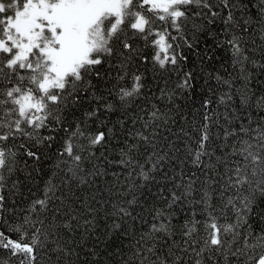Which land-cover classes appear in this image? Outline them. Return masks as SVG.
I'll return each instance as SVG.
<instances>
[{
    "label": "snow or ice",
    "instance_id": "snow-or-ice-1",
    "mask_svg": "<svg viewBox=\"0 0 264 264\" xmlns=\"http://www.w3.org/2000/svg\"><path fill=\"white\" fill-rule=\"evenodd\" d=\"M221 6L227 10L225 25L248 31L251 25L259 24L264 39V0H256L254 8L253 0H219V3L216 0H0V252L7 254L0 264H61L62 257L72 254L66 245L61 246L59 230L62 226L72 231L73 225L70 221L57 223L60 209L51 205L55 200L63 201L56 195L58 186L51 181L43 197L32 201L33 215L16 222L5 217V212L11 211L6 207L4 195L5 173L11 174L15 169L17 142L26 156L38 161L41 149L51 148L56 140L53 133L62 130L61 162L69 173L77 174L87 159L84 153L94 157L93 149L106 144L114 135L112 128L107 132L89 131L88 121H99L98 127L103 126L101 110L114 112L128 107L129 101L142 95L143 74L138 70L129 74V66L136 61L148 63L144 49L151 48L154 67L179 69L181 62L189 57L181 51L178 39L183 40L187 49L194 47L184 35L187 22L200 18L214 23L220 17ZM236 12L244 14L242 22L236 20ZM192 27L198 26L193 23ZM225 43L231 50L233 66L241 65L240 71L244 73L243 65L250 60L243 46L244 38L231 32V38L218 41V46ZM105 65L119 67L122 73L116 76L117 84L108 89L109 96L114 94V102L97 95L93 84V78H103L100 68ZM129 75L130 83L123 85L121 82ZM242 78L245 91L240 95V103L248 106L252 99L247 89L248 76ZM194 79L191 71H185L177 87L194 92ZM215 79L231 90V79L218 74ZM219 99L227 104L233 99L231 91ZM91 101L104 103L86 111L83 120L70 121L69 117L75 115L79 106ZM256 103L264 106V96ZM211 104V99L203 100L201 107L205 111L203 123L197 129L196 146L187 145L191 163L203 174V179L196 171L185 179L182 171L180 182L174 183L167 195L163 188L159 189V199L164 203L153 208L148 230L135 241V264H187L185 257L194 260V264H204L206 254L208 260L218 264L214 261L215 253H221L225 261L230 253L233 257L242 255L244 264H264V230L254 233L249 223L258 196L264 197V117L253 127L251 119L245 124L235 111H226L223 119L227 125L233 120L239 123L224 128L223 147L227 151L217 156L214 150H209V145L213 137L211 129L219 124L220 115L211 109ZM141 112L143 115L135 116L132 123L139 121L142 130L128 132L136 142L126 143L116 163L128 169V179L135 174L137 179L148 182L155 179L153 173L163 171L162 162L168 159V153L158 148L160 121L163 119L166 124L167 118L155 105L150 111L141 109ZM119 123L123 128L125 121ZM42 130L49 134H42ZM215 136L221 138L219 133ZM141 145L146 153L143 162L136 158ZM165 178L176 180L166 173ZM142 187L143 184L130 183L127 192L133 193L132 198L125 202L126 206L114 205L113 215L135 221L137 217L130 209L139 200L135 190ZM214 199H219L223 207L218 208ZM185 205L187 218L180 225L181 239L177 241L174 221ZM229 207L235 214V222L222 223L224 210ZM91 223L85 221L86 225ZM113 228L119 229L121 224L115 223ZM242 235V245L231 250L229 245H235ZM161 247L166 248L163 255Z\"/></svg>",
    "mask_w": 264,
    "mask_h": 264
},
{
    "label": "trees",
    "instance_id": "trees-1",
    "mask_svg": "<svg viewBox=\"0 0 264 264\" xmlns=\"http://www.w3.org/2000/svg\"><path fill=\"white\" fill-rule=\"evenodd\" d=\"M216 3H219V0H216ZM255 3L256 0H253V8ZM218 10L220 17L214 23L209 24L207 19L200 18L187 22L184 35L189 42L194 44V47L189 50L184 46L183 40L178 39L181 51L189 57L188 61L181 62L179 69L163 70L158 66L154 67L151 62V48L144 49V54L149 56L148 63L136 61L129 66V74L137 70L143 74L145 88L142 90V95L129 101L130 106L128 107H121L114 112L101 110L100 116L105 121L103 126L98 127L99 121H88L89 131L107 132L108 128H112L114 135L108 138L106 144L93 149L94 157H88V153H84L87 159L77 174L69 173L67 167L61 162L63 158L59 156V150L64 137L62 130L53 133L56 135V140L51 148L41 149V158L38 161L26 156L17 142L14 148L17 152L15 169L11 174L5 173L4 195L6 207L11 210L5 212V217L9 222H16L24 216L33 215L30 211L32 201L43 197L49 181L56 184L59 188L56 195L63 201L58 199L51 205L52 208L60 209L57 223L62 225L70 221L73 225L72 231L62 226L59 230L61 246L66 245L72 253L62 257L61 264H124L125 261L135 264L136 258L133 257L135 241L139 239L142 232L148 230L152 222L153 208L161 207L164 203L159 199V189L163 188L164 195H167L169 190L173 189V184L180 182L182 171L185 179L193 171H196L197 175L203 179V174L191 163L187 145L193 148L196 146L195 141L199 137L197 129L203 123L205 110L201 105L204 99H211V109L220 115L219 124L213 125L211 129L213 137L209 145V150H214L217 156L227 151L223 147L225 144L224 128L236 127L239 123L233 120L231 125H227L223 119L226 111L228 113L235 111L245 124L251 119L253 127L264 117V106H258L256 103L261 96H264V67L260 66L264 65V39H261L260 25L254 24L249 27L248 31H241L239 27L225 25L227 10L222 6ZM235 17L238 22H242L244 14L236 12ZM193 23L198 26L196 29L192 27ZM229 28L230 31H227ZM170 31L173 35H177L174 30L170 29ZM231 32L244 38L243 46L250 57V60L243 65L244 73L240 71L241 65L233 66V56L229 46L226 43L218 46V41L231 38ZM137 43L143 46L142 42ZM252 61L256 62L255 65ZM112 63L116 64L117 61ZM100 71L104 74L103 78H93L96 94L107 97L109 102H114V94L109 96L108 89L117 84L116 76L122 74L121 70L119 67L109 68L105 65L100 68ZM185 71H191L194 74L196 85L194 92H185L177 87ZM217 74L232 80L231 90L228 86L217 82L215 79ZM245 74L248 76L247 89L252 96L248 106H242L240 103V95L245 91V81L242 78ZM121 83L129 84L130 75ZM229 91L233 99L227 104L220 103V96ZM103 103V101L99 103L91 101V103L82 104L75 110V115L69 117L70 121L83 120L86 111L94 106L100 107ZM153 105L167 118L166 124L163 119L160 121L158 148L168 153V159L162 162L163 171L152 174L155 177L154 180L143 182L142 179H137L135 174L132 179H128V169L116 163L120 159V150L125 148L126 143L136 142L128 135L129 131L142 130L139 121L132 123L133 118L143 115L141 109L150 111ZM121 120L125 121L123 128L119 123ZM216 133H219L220 139L216 138ZM42 134L48 135L49 133L42 130ZM228 143H232L231 138ZM144 154H146L145 148L141 145L136 158L143 162ZM58 164L59 167H57ZM220 171L223 172V166ZM165 173L167 177H176V180L166 179ZM133 181L136 185L143 184L142 188L135 190L134 194L139 200L130 209L137 219L133 221L126 217L121 220L119 216L113 215L115 210L113 206H126L125 202L133 195L127 192V187ZM13 184L16 186L13 187ZM216 187L218 190L219 186ZM213 202L218 208L223 207L219 199H214ZM187 212L186 205L183 211L177 212V219L174 221L177 225L175 236L177 241L181 239L179 228L187 218L185 215ZM72 216L78 219L71 220ZM201 218L197 216V219ZM86 220L92 223L86 225ZM221 222H235V214L230 207L224 210ZM115 223L121 224V228L114 229ZM249 223L254 233L259 234L264 230V197L258 196L253 215L249 217ZM241 232L244 233L245 229H241ZM242 243L243 235L235 245H229V247L235 250ZM159 250L161 255L166 252V248L163 247ZM206 257L207 254L204 264H214L213 260H208ZM6 258L7 254L0 252V259ZM185 260L187 264H194V260L188 257H185ZM214 261L218 264H244V257L242 255L233 257L229 253L228 261H225L221 253H215Z\"/></svg>",
    "mask_w": 264,
    "mask_h": 264
}]
</instances>
